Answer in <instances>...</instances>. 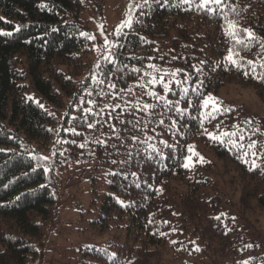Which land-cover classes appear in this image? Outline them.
Listing matches in <instances>:
<instances>
[{
    "label": "trees",
    "instance_id": "16d2710c",
    "mask_svg": "<svg viewBox=\"0 0 264 264\" xmlns=\"http://www.w3.org/2000/svg\"><path fill=\"white\" fill-rule=\"evenodd\" d=\"M196 1L140 0L111 56L91 68L83 0H0V264H41L59 198L55 166L42 167L45 155L55 163L94 158L113 169L100 200V230L123 227L125 240L114 254L82 248L78 264H176L191 237L221 264H264L257 216L264 210V116L229 142L209 141L207 129L238 126L244 111L200 107L206 95L234 84L253 90L264 109V0H223V11ZM229 23L243 43L226 34ZM158 39L171 41V58L189 71L182 107L154 99L148 108L140 103L97 117L103 100L144 80ZM230 49L239 66L228 59ZM65 109L74 112L63 119L71 129L58 124ZM89 124L99 133L91 135ZM189 142L206 144L235 178L234 214L229 194L208 177V163L185 166Z\"/></svg>",
    "mask_w": 264,
    "mask_h": 264
},
{
    "label": "rangeland",
    "instance_id": "374dc122",
    "mask_svg": "<svg viewBox=\"0 0 264 264\" xmlns=\"http://www.w3.org/2000/svg\"><path fill=\"white\" fill-rule=\"evenodd\" d=\"M83 1L84 8L80 13V18L83 21L82 35L91 40L93 50L89 57L90 63H92L91 68H94L100 58L111 56L116 35L129 27L126 22L129 20L132 22L140 0ZM196 3L200 4V0H197ZM212 8L214 10L215 5ZM171 48L169 39L156 40L150 54L151 60L145 70L144 80L132 83L110 102L103 100L101 107L94 111L97 117L105 114L110 115L119 109L140 103L150 105L154 103V99H158L157 97H163L165 101L176 102V105L180 106L183 90L188 87V84L183 82H189L190 75H186L189 71L180 61L171 58ZM152 66H155V70ZM86 73L79 77L81 83L84 82ZM153 76L157 78V83H148ZM160 77H163L164 82L168 83L170 91L164 90L163 85L159 82ZM174 83H179V85L175 87ZM178 88L181 89L179 93H177ZM209 97H212L213 100L205 106V101ZM227 106L238 107L244 111V114L240 116V124L238 126L231 124L229 128L219 130L207 129L206 135L209 141L229 142L230 136L235 131L240 132L239 129L245 131L249 122L260 121L259 118L264 116L263 106L253 90L234 84H225L217 92L209 93L200 101L202 113H205L206 110L212 111ZM66 114L70 117L74 112H68L65 109L58 117V124L66 129H71L70 125L63 122ZM89 129L91 135L98 134L101 130L93 126ZM225 133L229 135H224ZM209 134L218 137V139L210 138ZM89 136H86L85 141L89 140ZM187 147L189 154L184 164L194 166L208 163L207 166L210 167V170L206 171L208 177L217 182L222 191L229 194V200L233 202L232 205H229V211L234 214L239 194L235 178L231 174L223 173L220 162L206 144L189 142ZM85 152L91 154L88 147L85 148ZM241 154L244 161L248 163L250 158L246 157L244 152ZM256 155L252 151L251 161H256ZM54 166L53 177L57 184L59 198L55 203L52 223L45 230L40 246L41 264H78L81 249L91 246L109 248L114 254L118 248L117 245L125 240V228L113 226L102 231L100 230L102 228L101 220L98 217L100 200L106 191L107 181L113 169L98 163L94 158H89L82 163L76 160L55 163L51 155H45L42 161L44 170L48 172L50 167ZM257 216L259 232L264 239V210L260 211ZM251 228L253 229L254 225ZM171 237L173 240L175 239V236ZM190 242L191 249L185 247L183 255L176 260V264H221L197 238L191 237ZM176 248L178 246L169 248V258L173 257V253H178L175 251Z\"/></svg>",
    "mask_w": 264,
    "mask_h": 264
},
{
    "label": "snow or ice",
    "instance_id": "6c2138e0",
    "mask_svg": "<svg viewBox=\"0 0 264 264\" xmlns=\"http://www.w3.org/2000/svg\"><path fill=\"white\" fill-rule=\"evenodd\" d=\"M146 2H147V0H145V3ZM185 2H188V0H185ZM213 5H215L217 7H220L221 8V11H223V0H200V4H199L200 7H202V8H205L206 7V8H208L209 11H212L213 10V8H212ZM137 7H140V6L138 5ZM130 8H131V5H130ZM232 11H235V9H232ZM224 18H225V20L228 19L227 16H225ZM126 23H127V26L131 27V21L130 20L127 21ZM122 26H124V25H122ZM235 27H236L235 24L229 23L228 24V27L226 28V34L229 35V36H231L235 40V42L237 44H241V43H243V41L241 39H238L236 37V32L234 31ZM4 34L5 33H0V35H4ZM248 36H249V38L254 39L251 31H248ZM250 42H251V40H249V43ZM245 47H246V45H245ZM262 47H264V45H262ZM233 55L234 54L232 53V50L230 49L229 50L228 59L231 61L232 64L239 66L238 61L233 58ZM235 55H238V53H236ZM248 63L249 64H252L253 62L252 61H248ZM152 67L155 70V66H152ZM261 67H264V65H261ZM254 70L255 69L253 68V71ZM133 71H137L138 72L140 70L139 69H133ZM173 75H175V73H173ZM159 82L163 85V88H164V90L166 92L167 91H170L169 85H168V83L164 82L163 77H160ZM148 83H151V84L157 83V78L155 76H153L152 79L148 81ZM141 87H143V85H141ZM150 94L151 95H156L155 93H150ZM157 98L158 99H163V97H157ZM212 100H213V98L212 97H209L208 100L205 101V106H207L208 103H209V101H212ZM144 107L145 108H148L150 106L146 104V105H144ZM92 126L93 125L89 124V127H92ZM209 135H210V138H212V139H218V137H213V136H211V134H209ZM224 135H229V134L228 133H225ZM81 147H83V145H81ZM185 166L187 167V165H185ZM217 219H219V217H217Z\"/></svg>",
    "mask_w": 264,
    "mask_h": 264
}]
</instances>
